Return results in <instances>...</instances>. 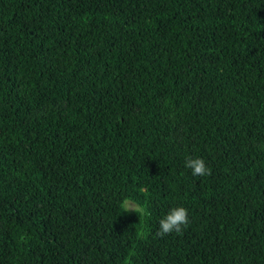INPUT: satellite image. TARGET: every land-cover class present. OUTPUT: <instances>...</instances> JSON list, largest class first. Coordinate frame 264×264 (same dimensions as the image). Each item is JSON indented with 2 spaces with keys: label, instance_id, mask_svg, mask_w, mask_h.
Segmentation results:
<instances>
[{
  "label": "trees",
  "instance_id": "obj_1",
  "mask_svg": "<svg viewBox=\"0 0 264 264\" xmlns=\"http://www.w3.org/2000/svg\"><path fill=\"white\" fill-rule=\"evenodd\" d=\"M0 264H264V0H0Z\"/></svg>",
  "mask_w": 264,
  "mask_h": 264
},
{
  "label": "clouds",
  "instance_id": "obj_2",
  "mask_svg": "<svg viewBox=\"0 0 264 264\" xmlns=\"http://www.w3.org/2000/svg\"><path fill=\"white\" fill-rule=\"evenodd\" d=\"M184 166L191 169V175L193 177H203L210 173V170L205 165V161L201 158L188 157L186 158ZM120 206L124 213L134 212L136 214H142L144 212V208L141 205L129 199H125ZM188 223L187 209L184 207L171 208L168 214L159 221L155 235L163 238L172 232L179 234L182 231V226L187 227Z\"/></svg>",
  "mask_w": 264,
  "mask_h": 264
}]
</instances>
